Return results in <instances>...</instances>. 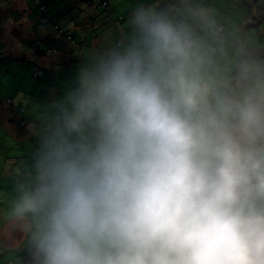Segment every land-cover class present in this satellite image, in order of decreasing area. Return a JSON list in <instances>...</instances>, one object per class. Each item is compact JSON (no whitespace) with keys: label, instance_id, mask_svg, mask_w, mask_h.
Here are the masks:
<instances>
[{"label":"clouds","instance_id":"1","mask_svg":"<svg viewBox=\"0 0 264 264\" xmlns=\"http://www.w3.org/2000/svg\"><path fill=\"white\" fill-rule=\"evenodd\" d=\"M27 137L24 264H264V56L204 0L133 7Z\"/></svg>","mask_w":264,"mask_h":264},{"label":"crops","instance_id":"2","mask_svg":"<svg viewBox=\"0 0 264 264\" xmlns=\"http://www.w3.org/2000/svg\"><path fill=\"white\" fill-rule=\"evenodd\" d=\"M106 1L107 6L102 0H13L0 8V214L11 195L13 174L27 167L29 123L42 117L50 94L62 92L82 60L119 39L131 9L148 2ZM204 2L214 10L230 44L264 56V0ZM41 10L50 15L44 25ZM34 65L44 71L37 79L32 76ZM23 248L11 228L0 227V264H24Z\"/></svg>","mask_w":264,"mask_h":264},{"label":"trees","instance_id":"3","mask_svg":"<svg viewBox=\"0 0 264 264\" xmlns=\"http://www.w3.org/2000/svg\"><path fill=\"white\" fill-rule=\"evenodd\" d=\"M102 2H103V5H104V2H107L106 0H102ZM107 5H108V2H107ZM105 6V5H104ZM40 9V8H39ZM42 9H44V7L42 8ZM42 11V10H41ZM48 15V14H47ZM45 21H44V23H43V25L44 24H46L49 20H50V15H48V16H45V19H44ZM56 28H57V30L62 34V35H64V30L63 29H60V27L59 26H56ZM223 28V27H222ZM41 42V41H40ZM39 41L37 42L38 44V46H41V44H43V42H41L40 43ZM1 55H3V57L4 56H6L5 54H4V52H3V50H1ZM258 55H260V56H263V53L262 52H260ZM36 68H38V69H40L41 71H42V73L41 74H43V69L40 67V66H33V73H32V76H33V78L34 79H37L41 74H38L36 77H34V73H35V69ZM21 111H23V108L21 107V108H19ZM19 110V111H20Z\"/></svg>","mask_w":264,"mask_h":264},{"label":"rangeland","instance_id":"4","mask_svg":"<svg viewBox=\"0 0 264 264\" xmlns=\"http://www.w3.org/2000/svg\"><path fill=\"white\" fill-rule=\"evenodd\" d=\"M13 0H0V8H6L11 2H12ZM33 2H36V1H38V0H32ZM42 2H46V1H48V0H41ZM70 1H72V0H68V2H70ZM45 16H48L47 15V13L46 12H44V11H42V19H41V21H42V23H44V19H45ZM58 34H59V37L61 36V34L59 33V32H57ZM62 37V36H61ZM43 42V40H41V39H39V42ZM40 42V43H41ZM54 51V50H53Z\"/></svg>","mask_w":264,"mask_h":264},{"label":"built area","instance_id":"5","mask_svg":"<svg viewBox=\"0 0 264 264\" xmlns=\"http://www.w3.org/2000/svg\"><path fill=\"white\" fill-rule=\"evenodd\" d=\"M104 5L105 6H107V2H104ZM223 28L221 27V30H222ZM42 73V71L40 70V69H38V68H36L35 69V73H34V77H36L38 74H41Z\"/></svg>","mask_w":264,"mask_h":264}]
</instances>
